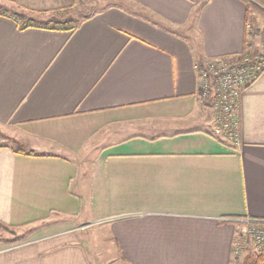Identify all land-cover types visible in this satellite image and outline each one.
Listing matches in <instances>:
<instances>
[{
	"label": "crops",
	"instance_id": "obj_1",
	"mask_svg": "<svg viewBox=\"0 0 264 264\" xmlns=\"http://www.w3.org/2000/svg\"><path fill=\"white\" fill-rule=\"evenodd\" d=\"M105 2L74 31L0 3V129L32 152L0 145V225L38 230L0 264H234L228 219L264 223V71L235 145L198 68L250 53L246 8Z\"/></svg>",
	"mask_w": 264,
	"mask_h": 264
},
{
	"label": "built area",
	"instance_id": "obj_2",
	"mask_svg": "<svg viewBox=\"0 0 264 264\" xmlns=\"http://www.w3.org/2000/svg\"><path fill=\"white\" fill-rule=\"evenodd\" d=\"M249 28L250 25L247 24L246 29ZM245 60L241 64L239 62H237L238 64L219 62V66L209 61L198 68L201 96L203 97L209 92L210 88L207 84L208 79L211 78L213 81L216 122L223 136L235 145H238V99L242 92L264 71L263 61V63H249L247 62L249 59ZM228 220L238 222L244 227V230L238 236V240L233 245V257L238 264H242L245 256L251 252L264 254V223L243 219Z\"/></svg>",
	"mask_w": 264,
	"mask_h": 264
},
{
	"label": "rangeland",
	"instance_id": "obj_3",
	"mask_svg": "<svg viewBox=\"0 0 264 264\" xmlns=\"http://www.w3.org/2000/svg\"><path fill=\"white\" fill-rule=\"evenodd\" d=\"M0 3H4L1 5H7L6 3L18 5V8L14 10L17 11L15 12V15L31 16L30 18L36 21V23L44 21L46 22L54 19L60 21H80L85 16L93 15L94 13L102 9L106 4H108V2H105V0H0ZM21 6L25 8H21ZM29 8H34V10H36L34 11ZM12 12L13 11H10L9 13ZM248 24L250 25V28L248 29V31L250 32L248 43L251 44V46H249L250 53L234 58H225L210 62H214L216 66L220 65L219 62L227 64H238L237 62H239V64H241V62L246 61L245 59H249L247 60V62L249 63L262 61L264 62V17L255 13L252 15V21ZM207 85L210 90L205 94V96H201V98L212 103L211 105L214 108L215 99L212 89L213 81L211 78L208 79ZM216 126L219 129V125L217 122ZM0 145H15L14 137L11 136V133L8 130L0 129ZM241 227L244 230V227ZM34 231L38 230L32 228L30 229L29 227L14 228L0 225V244L7 246L19 244L24 239H29V234ZM234 264H238V262H234Z\"/></svg>",
	"mask_w": 264,
	"mask_h": 264
},
{
	"label": "trees",
	"instance_id": "obj_4",
	"mask_svg": "<svg viewBox=\"0 0 264 264\" xmlns=\"http://www.w3.org/2000/svg\"><path fill=\"white\" fill-rule=\"evenodd\" d=\"M242 2L246 8V25L252 21V15L257 13L264 17V0H239ZM15 21L20 30H24L30 27L33 28H42L49 30H65V31H74L76 27H78L83 21L88 19L89 16H85L80 21H72V20H50L44 22H37L31 18H26L25 16L15 15ZM12 150L16 154L21 155H32V152H26L25 148L21 145L12 146ZM264 254L261 252H251L245 256L242 264H264L263 262Z\"/></svg>",
	"mask_w": 264,
	"mask_h": 264
}]
</instances>
